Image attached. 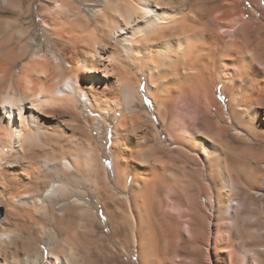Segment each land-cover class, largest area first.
Listing matches in <instances>:
<instances>
[{
  "label": "bare ground",
  "instance_id": "obj_1",
  "mask_svg": "<svg viewBox=\"0 0 264 264\" xmlns=\"http://www.w3.org/2000/svg\"><path fill=\"white\" fill-rule=\"evenodd\" d=\"M243 196L264 0H0V264H263Z\"/></svg>",
  "mask_w": 264,
  "mask_h": 264
},
{
  "label": "rangeland",
  "instance_id": "obj_2",
  "mask_svg": "<svg viewBox=\"0 0 264 264\" xmlns=\"http://www.w3.org/2000/svg\"><path fill=\"white\" fill-rule=\"evenodd\" d=\"M242 199L246 203L241 212V223L244 225L241 235L245 239L243 244L250 250L259 248L262 251L261 262L264 264V196H243Z\"/></svg>",
  "mask_w": 264,
  "mask_h": 264
}]
</instances>
